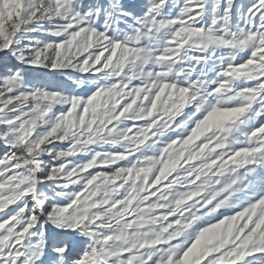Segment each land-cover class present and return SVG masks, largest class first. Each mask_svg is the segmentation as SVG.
I'll return each instance as SVG.
<instances>
[{
    "label": "snow or ice",
    "instance_id": "1",
    "mask_svg": "<svg viewBox=\"0 0 264 264\" xmlns=\"http://www.w3.org/2000/svg\"><path fill=\"white\" fill-rule=\"evenodd\" d=\"M0 264H264V0H0Z\"/></svg>",
    "mask_w": 264,
    "mask_h": 264
}]
</instances>
